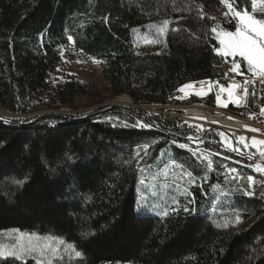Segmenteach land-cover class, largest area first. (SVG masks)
<instances>
[{
    "label": "trees",
    "instance_id": "trees-1",
    "mask_svg": "<svg viewBox=\"0 0 264 264\" xmlns=\"http://www.w3.org/2000/svg\"><path fill=\"white\" fill-rule=\"evenodd\" d=\"M233 4L250 9V0ZM222 11L229 13L221 0H0V111L78 109L87 92L83 82L52 78L65 51L102 63L110 99L169 103L185 84L226 83L232 60L215 52L220 45L211 31ZM165 21L160 51L139 47L137 35ZM235 23L229 16L222 25L234 31ZM236 100L241 106L243 97ZM114 108L0 114V231L51 235L82 253L52 264H264V203L247 195L249 189H231L212 207L204 194L222 185L223 177H203L195 159L178 148L171 150L172 160L200 183L188 203L167 216L136 210L141 169L171 141L194 132L175 117L141 109L125 112L132 125H122L102 115ZM134 119L149 127L135 126ZM207 135L200 136L202 145L222 153L220 143L208 142L219 134ZM227 152L264 166V156L252 148L253 159Z\"/></svg>",
    "mask_w": 264,
    "mask_h": 264
},
{
    "label": "rangeland",
    "instance_id": "rangeland-1",
    "mask_svg": "<svg viewBox=\"0 0 264 264\" xmlns=\"http://www.w3.org/2000/svg\"><path fill=\"white\" fill-rule=\"evenodd\" d=\"M229 16L230 14L226 15L225 11L214 15L215 23L213 28L219 25L220 29L230 31L222 25V22L225 23L229 20ZM163 23L148 26L144 34H138L137 40L139 47L147 50H156L157 52L160 51L165 33H160L158 29L163 26ZM220 29H217V31ZM213 35L216 38V34L213 33ZM215 52L222 57H229L232 60V67L234 62L240 64L239 71H231L226 83L204 81L205 84L202 87L192 86L190 88H184V91H179V89L183 88L185 85H189L188 83L181 86L170 96L168 101L171 102L169 103H164L161 99H153L149 104H137L127 95H121L112 99L108 97L105 90L106 85L102 76L103 65L100 61L97 63L94 61L98 60L93 58L79 55L70 56V52L65 51L63 52L64 56L61 63L52 74V78L58 80L76 78L83 82L87 92L77 100L76 105H78V109L74 110L63 107L56 112L48 109H41L24 115L1 110L0 114L8 118L28 117L35 114H79L98 106H115L116 108L104 111L102 115L107 120L122 125H132L131 122H128V120L124 118L127 117L125 112L131 109H141L148 114H162L175 117L179 119L183 130L193 131L195 134L191 133L182 139L171 141L169 148L161 152L158 160L154 164L141 169L138 185V205L140 207L137 205L136 210L147 214H158L163 216L165 212H170L173 209L185 206L189 201L191 188L200 185L198 179L194 175L172 160L171 150L174 148H178L191 155L203 170V177L206 178L205 175L210 172H216L223 177L224 183L222 185H213L209 196L204 194V196L209 199L211 206L214 207L221 198L229 194L231 189L248 190V178L256 171L255 166L259 164H249L233 159L226 154L228 153L227 151L229 150L239 154L242 153V155H246L251 159H253V155L248 152L249 148H252L259 154L261 151H264V145L253 146L252 143L253 140H264V113H262L264 105H258L257 102L254 101L255 96H251L249 93L251 89H255L256 91L257 86L255 83L260 81L261 78L254 76L253 73L249 71L247 62L244 61L243 58L239 56H224L217 51ZM249 80L252 82L245 85L244 82ZM231 82L247 87V95H245L243 87H238L235 100L238 95L242 96L243 101L241 106H238L234 100V102L220 107L217 103V96L220 95V87L222 85H228ZM210 96H212V99ZM247 98L252 99L251 106L247 105ZM94 99H101V101H103L96 106H85ZM194 110H204L213 116L220 117L212 120L208 117L189 112ZM134 120L133 123L137 125L138 121L136 119ZM225 120L236 122L240 124V127L234 128L225 125ZM253 129H255V131H253ZM211 133L213 134L211 135ZM215 133L219 134L218 138H208V142L213 141V143H220L224 150L222 153H217L202 145L200 139L201 135L204 136L208 134L207 137L209 135L212 137ZM240 137L245 138L243 142L240 141ZM180 145H187V147L182 148ZM209 161H211L210 167ZM233 169H235V171H233ZM141 180L144 181L143 184L140 183ZM19 233H14L12 230L0 231V245L8 246L15 243ZM38 236L52 238L41 240L39 242L41 246L47 243L50 244L52 248L57 249L54 257L51 255L50 250L47 251L45 259L50 258L53 260L54 258L64 256L75 257L71 250H66L68 244H60L57 239H54L57 237L51 235ZM25 243H27V241H25Z\"/></svg>",
    "mask_w": 264,
    "mask_h": 264
},
{
    "label": "snow or ice",
    "instance_id": "snow-or-ice-1",
    "mask_svg": "<svg viewBox=\"0 0 264 264\" xmlns=\"http://www.w3.org/2000/svg\"><path fill=\"white\" fill-rule=\"evenodd\" d=\"M228 9L229 13L226 15L231 16V20L236 21L234 31H226L220 29L217 25L211 31L216 34V39L219 41L220 47L216 49L219 54L224 56H239L247 62L248 69L253 73L254 76L261 78V82H264V0H250V9L244 8L238 10L234 7L233 0H221ZM214 19V18H213ZM167 21L163 23V26L159 27L158 31L160 33H165L167 30ZM217 29H220L217 31ZM71 39V37H69ZM99 62V61H94ZM240 69V64L235 63L231 69L232 72H238ZM252 81H245L244 84L247 85ZM192 85H185L179 91H184V88H190ZM238 87H243L241 85L233 84L230 86L232 90H227L221 88V91H228L230 97L233 96V90ZM245 95H247V87H243ZM200 94V93H198ZM217 101L220 102V97L217 96ZM237 104L240 100H235ZM226 106V105H225ZM264 113V109H262ZM139 127H149L147 124L137 123ZM255 131V129H253ZM244 137H240V141H244ZM253 146L264 145V140L257 141L253 140ZM180 147H187V145H180ZM235 150V149H232ZM261 156H264V151H261ZM203 158V157H201ZM175 163V162H174ZM209 167L211 166V161L208 162ZM183 167V165H180ZM255 170L264 173V166L257 164ZM235 171V169H233ZM166 175V174H165ZM190 175V173H189ZM250 182H253V178H248ZM18 184H23V181H17ZM141 184L144 183L143 180L140 181ZM247 195H253L254 193L248 192ZM186 212L189 209H184ZM175 211V209H173ZM191 211H195L192 209ZM165 216L168 212L164 213ZM236 222L239 223V217L236 218ZM14 233H19V230H12ZM52 238L39 237L35 233H19L15 243L4 246L0 245V260H12L13 264L15 261H20L21 264H26L28 258H32L35 264H52V259H45V254L50 250L51 255L54 257L56 255L57 249L52 248L50 244L40 245L41 240H48ZM59 241L60 244H65L63 240L59 238H54ZM27 241V243H25ZM35 241V242H33ZM66 250H71L75 257H82V253L76 250L74 245H67Z\"/></svg>",
    "mask_w": 264,
    "mask_h": 264
},
{
    "label": "built area",
    "instance_id": "built-area-1",
    "mask_svg": "<svg viewBox=\"0 0 264 264\" xmlns=\"http://www.w3.org/2000/svg\"><path fill=\"white\" fill-rule=\"evenodd\" d=\"M255 84L257 86L256 91L255 89H251L249 93L251 96H255L254 101L259 105L260 101L264 99V82L260 80ZM251 177L253 178V182L249 181V192L254 194L250 196L264 203V173L255 171L251 174Z\"/></svg>",
    "mask_w": 264,
    "mask_h": 264
},
{
    "label": "bare ground",
    "instance_id": "bare-ground-1",
    "mask_svg": "<svg viewBox=\"0 0 264 264\" xmlns=\"http://www.w3.org/2000/svg\"><path fill=\"white\" fill-rule=\"evenodd\" d=\"M205 83H204V81H201V82H196V83H189V85H192V86H199V87H202L203 85H204ZM233 84H236V83H234V82H231V83H229L228 85H222L220 88H224V89H227V90H232L231 88H230V86L231 85H233ZM238 85V84H237ZM236 90H237V88L235 89V90H233V96L232 97H230L229 95H228V91H221V89L219 90L220 91V95H219V97H220V102H218L217 101V103H218V105L220 106V107H224L225 105H227V104H229V103H232V102H234V100H235V94H236ZM190 113H194V114H197V115H202V116H205V117H208L209 119H216V118H219V117H217V116H213L212 114H210L209 112H206V111H204V110H197V111H189ZM223 124V123H222ZM224 124L225 125H228V126H232V127H240V124H238V123H236V122H232V121H224Z\"/></svg>",
    "mask_w": 264,
    "mask_h": 264
},
{
    "label": "water",
    "instance_id": "water-1",
    "mask_svg": "<svg viewBox=\"0 0 264 264\" xmlns=\"http://www.w3.org/2000/svg\"><path fill=\"white\" fill-rule=\"evenodd\" d=\"M240 154H242V153H240Z\"/></svg>",
    "mask_w": 264,
    "mask_h": 264
}]
</instances>
